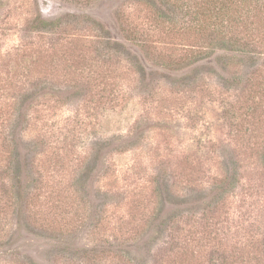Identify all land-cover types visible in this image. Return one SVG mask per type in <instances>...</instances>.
Here are the masks:
<instances>
[{"label":"rangeland","instance_id":"obj_1","mask_svg":"<svg viewBox=\"0 0 264 264\" xmlns=\"http://www.w3.org/2000/svg\"><path fill=\"white\" fill-rule=\"evenodd\" d=\"M196 1L0 0V264H264V22Z\"/></svg>","mask_w":264,"mask_h":264},{"label":"trees","instance_id":"obj_2","mask_svg":"<svg viewBox=\"0 0 264 264\" xmlns=\"http://www.w3.org/2000/svg\"><path fill=\"white\" fill-rule=\"evenodd\" d=\"M235 13L239 14L240 18L244 17V32H246V34L240 38H230L227 41L226 36L228 34L226 32L224 22L226 17L230 20H234ZM252 13L255 17H259L261 15V21L264 22V0H197L193 14L195 15V21L200 31L205 32L211 28V32L209 34V45L212 46L219 43H229L232 48L228 49V51H236L242 55H246L250 63H254L257 55V51L254 49L258 44L254 42L251 34V32H253V28L250 24L254 23V21L250 22ZM44 23L46 24V22ZM201 51H205V49L197 50V52H194L193 55H201L203 53ZM233 55L235 57V54ZM240 58L243 59V57ZM132 62L136 69L141 68L140 61L136 57L134 58V61L132 60ZM232 78L235 81L238 80V77L235 75H232ZM261 157L263 158L264 163V147L261 152ZM227 171L226 178L223 177L222 184L218 185V187L222 190L220 194L232 191L234 188V181L237 179L236 169L235 171L233 170V172H229L228 169ZM126 252L129 251L126 250Z\"/></svg>","mask_w":264,"mask_h":264}]
</instances>
